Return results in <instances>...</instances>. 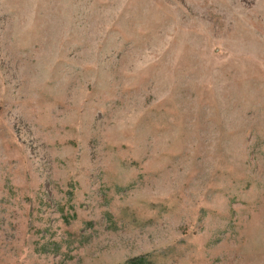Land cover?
<instances>
[{
  "label": "rangeland",
  "instance_id": "1",
  "mask_svg": "<svg viewBox=\"0 0 264 264\" xmlns=\"http://www.w3.org/2000/svg\"><path fill=\"white\" fill-rule=\"evenodd\" d=\"M0 264H264V0H0Z\"/></svg>",
  "mask_w": 264,
  "mask_h": 264
}]
</instances>
